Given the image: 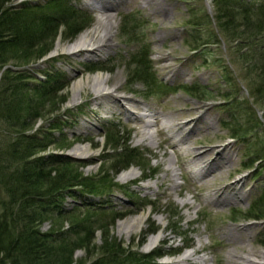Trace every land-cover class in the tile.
Here are the masks:
<instances>
[{
    "label": "rangeland",
    "instance_id": "rangeland-1",
    "mask_svg": "<svg viewBox=\"0 0 264 264\" xmlns=\"http://www.w3.org/2000/svg\"><path fill=\"white\" fill-rule=\"evenodd\" d=\"M22 1L17 0L14 5ZM118 1L116 10L108 12L115 16L111 48L76 56L56 48L57 44L69 45L96 23L98 10L85 4L90 0H70L75 10L91 19L90 24L71 41L62 42L58 37L52 50L35 63L24 67L9 63L10 66L14 65L11 66L13 70H25L37 78H43L45 72L53 70L63 74L69 82L66 102L59 110H54L56 105L46 108L34 128L47 130L49 123L59 121L62 133L59 139L65 138L64 142L72 143L64 155L76 164H84L80 170L85 176H96L103 168L119 186L103 196H81L78 193L75 197L66 196L63 207L76 212L80 219L85 220V225L94 228L93 242L96 245L102 239L99 229L107 225L108 234L125 248L131 247L133 251L142 254L158 249L164 252L162 257L156 259V264H170L197 246L204 247V251L200 252L203 264H226L225 253L231 243L222 232L227 228H235L241 235L240 231H245L241 230L242 227L252 223L257 224L250 225L252 237L249 243L264 250V217L259 220L248 218L251 213H258L249 211V208L264 192V169L260 167V160L251 159L252 155H247V151L252 152L255 141H264V97H255L247 69L238 58L241 55H237L236 48L218 33L213 0ZM246 2L257 4L264 3V0ZM131 15L138 17L139 29L135 41H130V36L121 32L122 18ZM129 23L123 24L129 28ZM213 33L218 37L216 44L200 45L211 38ZM144 48L158 80L155 85H146L128 76L127 66L137 54L143 53ZM94 76L112 78V84L107 86V90L117 86L116 95L131 98L139 102L140 106L144 105L134 111L138 116L148 114L146 109L149 108L156 111L153 116H159L162 120V115L177 111L184 115L179 121H184L190 118L186 115L187 110L197 106L199 112H204V121H210L213 126L207 130L206 123L200 122L199 130L190 136L189 141L197 142L201 149L215 148L207 156L208 160L213 158L214 153L216 157L218 150H223L222 153L225 151V155L229 154L231 159L229 168L209 175L207 184L198 181L195 165L177 156L176 149L171 145L173 139L170 133L166 129L160 131L159 123L152 127L156 142L152 145L149 140L140 138L134 128L139 124L128 121L110 98H96L87 87L79 91L76 86L79 81ZM183 87H195L200 91L191 95ZM202 89H205L203 95ZM224 95L228 98L224 99ZM141 117L144 121L153 119L151 116ZM234 119L251 130L242 142L231 137L226 127V123ZM190 127L192 124L184 129ZM106 132L117 133L121 146L135 150L136 156H133L127 168L135 169V179L127 182L120 179L121 173L127 169L113 174V167H120L121 161L117 152L104 150L107 144L104 138ZM53 135L58 138L57 131ZM81 145L86 150L74 155L72 149ZM47 152L62 153L54 145H50ZM169 168L177 173L173 182L170 181ZM237 179H242L236 187L243 192V197L232 200L235 191L226 192L230 200L220 207L206 200L213 187L233 183ZM4 199L5 194L0 187V201ZM184 202H191V205L186 206ZM140 213H146L145 221L140 227L126 233L128 227L119 224ZM53 220L44 222L41 230H49ZM63 223L62 230L71 229L69 220L65 219ZM53 226L57 227L55 222ZM151 228L155 232L147 235ZM157 233H160L161 239L149 250L145 244L151 235ZM89 251L77 249L73 258L87 264L96 256V250Z\"/></svg>",
    "mask_w": 264,
    "mask_h": 264
},
{
    "label": "trees",
    "instance_id": "trees-1",
    "mask_svg": "<svg viewBox=\"0 0 264 264\" xmlns=\"http://www.w3.org/2000/svg\"><path fill=\"white\" fill-rule=\"evenodd\" d=\"M16 1L0 0V187L5 194V199L0 201V264H86L73 258L77 249L96 250V256L87 264H156V259L163 255L160 249L142 254L131 247L125 248L108 234L107 225L99 229L102 239L96 245L94 228L85 225L76 212L63 207L66 196L75 197L77 193L103 196L119 186L103 168L96 176H85L80 170L84 164H76L64 155L72 143L59 139L62 137L59 121L49 123L47 130L34 128L46 108L56 105L54 110H59L66 102L69 82L63 74L53 70L37 78L9 65L12 62L16 67H24L41 60L52 50L58 37L62 42L71 41L91 19L75 10L70 0L44 3L24 0L14 5ZM213 7L218 33L241 55L238 58L247 69L255 97H264V3L213 0ZM137 20L132 15L122 18L123 23L130 21L129 28L123 23L121 26V32L129 35L130 41L137 39ZM217 42V34L213 33L200 45ZM142 52L127 66L128 76L155 85L158 80L147 59L148 52L145 48ZM182 89L191 95L200 91L195 87ZM201 94H205V89ZM226 127L230 136L240 142L251 132L235 119L228 121ZM55 131L58 138L53 135ZM116 134H104L107 141L104 150L117 152L121 161L120 167H113V174L127 169L136 156L135 150L119 144ZM254 144L247 155L260 160L264 169V141ZM50 145L62 153H45ZM250 210L258 213H251L248 218L264 217V192ZM53 218L51 228L42 231L41 225ZM65 219L71 224L70 230H62ZM154 230L151 228L147 235Z\"/></svg>",
    "mask_w": 264,
    "mask_h": 264
},
{
    "label": "bare ground",
    "instance_id": "bare-ground-1",
    "mask_svg": "<svg viewBox=\"0 0 264 264\" xmlns=\"http://www.w3.org/2000/svg\"><path fill=\"white\" fill-rule=\"evenodd\" d=\"M87 7L98 10V16L96 17V23L89 30L81 33L72 43L69 45L59 46L57 44L56 48H60L61 51L66 52L71 56H76L81 53H92L99 52L101 50H107L113 46L112 44V29L115 26V16L109 14L110 11H115L119 1L118 0H90V2L85 3ZM163 58V57H162ZM169 68V67H168ZM112 84V78L106 77L101 78L99 76H94L91 79L86 78L85 80H80L76 85L80 89L87 87L91 89L96 98L108 97L110 98L116 106L121 109L122 113L126 116L128 121H134L138 126L134 127L140 138L143 140H149V143L155 145L154 135L152 127L158 123L161 125L160 131L166 129L170 133V137L173 139L171 142L172 147L176 149L177 156L180 159H185L189 163L195 165L197 172V180L209 183L207 177L215 172H222L229 168L230 157L229 154L225 155V151L218 150L213 158L207 159V156L211 154L215 148L201 149L197 142L191 143L189 138L194 135L199 130L198 124L206 123L205 129H211L212 123L204 121V112H199L198 107L194 106L187 110L186 115L189 119L184 121H179L184 115L177 111L173 114L162 115V120L160 117L153 116L156 111L146 110L148 114H142L143 117L151 116L153 119L143 120L141 116L135 115L134 111L138 110L144 105L140 106V103L132 100L131 98H125L116 95V91L119 87L114 86L112 90H107V86ZM192 124V127L185 130L184 127ZM86 147L84 145L76 146L72 149L74 155H77L80 151H85ZM225 155V156H224ZM208 160V161H207ZM172 161L170 160V164ZM171 171V168L168 169ZM177 173L173 170L170 174V181L173 182ZM165 175L163 176L164 179ZM135 169L129 168L123 171L120 175V179L124 182L135 179ZM242 179H237L233 183H227L223 186L213 187V189L208 192L206 200L215 206H224L227 204L228 197L225 195L226 192L234 190L232 200H237L243 197V192L236 187ZM149 187V186H147ZM184 205L190 206L191 202H184ZM146 213H140L136 217L122 221L119 225L122 227H128L125 231L130 233L133 228H138L145 221ZM257 224L252 223L242 227L240 234L235 230V228H227L222 232L226 240L231 243L225 253L226 264H264V250L257 249L251 243L249 239L252 237V231H250V225ZM160 233L151 235L145 244V247L149 250L152 249L158 241H160ZM204 251L203 246H197L194 249H190L184 252L178 257V259L170 262V264H203V258H201L200 252ZM164 253V252H163Z\"/></svg>",
    "mask_w": 264,
    "mask_h": 264
}]
</instances>
